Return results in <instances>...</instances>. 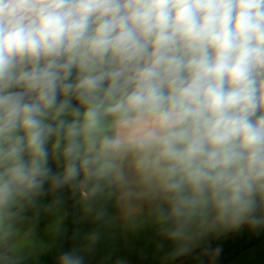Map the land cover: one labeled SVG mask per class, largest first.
Instances as JSON below:
<instances>
[{
	"label": "clouds",
	"instance_id": "obj_1",
	"mask_svg": "<svg viewBox=\"0 0 264 264\" xmlns=\"http://www.w3.org/2000/svg\"><path fill=\"white\" fill-rule=\"evenodd\" d=\"M65 189L147 209L174 257L264 228V0H0V264Z\"/></svg>",
	"mask_w": 264,
	"mask_h": 264
},
{
	"label": "crops",
	"instance_id": "obj_2",
	"mask_svg": "<svg viewBox=\"0 0 264 264\" xmlns=\"http://www.w3.org/2000/svg\"><path fill=\"white\" fill-rule=\"evenodd\" d=\"M52 166L55 168V164ZM61 198L63 204L60 207L47 210L53 196H44L39 201L38 211L26 213L28 221L22 228H32L33 234H22L14 242L25 257L22 264H57V257L63 252L69 199L72 229L67 251L77 250L84 257V264H173L179 257L172 256L176 245L160 235L147 209L140 217L126 216L121 214L114 201L101 202L107 216L98 220L93 214L84 212L79 193L65 189ZM236 230L209 233L192 250ZM93 231L99 232L100 236L89 246L87 236ZM222 264H264V233L256 243Z\"/></svg>",
	"mask_w": 264,
	"mask_h": 264
},
{
	"label": "trees",
	"instance_id": "obj_3",
	"mask_svg": "<svg viewBox=\"0 0 264 264\" xmlns=\"http://www.w3.org/2000/svg\"><path fill=\"white\" fill-rule=\"evenodd\" d=\"M71 201L68 203V217L63 252L67 251L71 237ZM264 228L250 229L247 226L241 227L225 236L211 240L209 243L196 248L185 255L176 258L173 264H222L230 260L240 251L256 243L263 235ZM221 248L220 255L212 260L205 255V249ZM62 252V253H63Z\"/></svg>",
	"mask_w": 264,
	"mask_h": 264
}]
</instances>
